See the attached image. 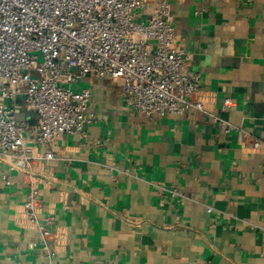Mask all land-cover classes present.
<instances>
[{
  "label": "crops",
  "instance_id": "0c3cea01",
  "mask_svg": "<svg viewBox=\"0 0 264 264\" xmlns=\"http://www.w3.org/2000/svg\"><path fill=\"white\" fill-rule=\"evenodd\" d=\"M168 2L198 96L242 131L197 111L150 118L125 105L121 81L81 79L93 93L84 132L29 168L0 156V264H264V0ZM9 104L39 123L23 96ZM31 185L54 217L46 246L22 213Z\"/></svg>",
  "mask_w": 264,
  "mask_h": 264
},
{
  "label": "built area",
  "instance_id": "2783aa9c",
  "mask_svg": "<svg viewBox=\"0 0 264 264\" xmlns=\"http://www.w3.org/2000/svg\"><path fill=\"white\" fill-rule=\"evenodd\" d=\"M151 1L0 0V156L11 170L29 168L36 158L52 160L61 135L84 132L93 122L92 90L76 89L88 77L121 81L125 105L150 118L197 111L226 133L242 131L198 96L201 75L188 72L192 55L178 42L168 0L158 1L151 18L137 20ZM20 96L38 113L37 125L17 120L9 102ZM38 147L50 150L36 156ZM170 194L179 191L173 187ZM39 204V189L31 185L22 213L46 246L54 217L43 215Z\"/></svg>",
  "mask_w": 264,
  "mask_h": 264
},
{
  "label": "rangeland",
  "instance_id": "374dc122",
  "mask_svg": "<svg viewBox=\"0 0 264 264\" xmlns=\"http://www.w3.org/2000/svg\"><path fill=\"white\" fill-rule=\"evenodd\" d=\"M23 72L26 73L27 71H26V70H23ZM32 76H33V77H37V78H39V77H40V74L37 73V72H33V73H32Z\"/></svg>",
  "mask_w": 264,
  "mask_h": 264
}]
</instances>
